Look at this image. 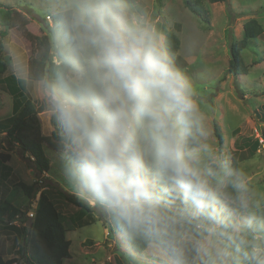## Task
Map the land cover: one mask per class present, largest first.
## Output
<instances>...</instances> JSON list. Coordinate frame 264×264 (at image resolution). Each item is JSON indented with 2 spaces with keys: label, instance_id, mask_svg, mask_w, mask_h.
Returning <instances> with one entry per match:
<instances>
[{
  "label": "clouds",
  "instance_id": "1",
  "mask_svg": "<svg viewBox=\"0 0 264 264\" xmlns=\"http://www.w3.org/2000/svg\"><path fill=\"white\" fill-rule=\"evenodd\" d=\"M41 10L45 42L33 53L23 36L7 41L4 70L58 138L73 194L134 264H264V194L218 145L152 14L139 0H41Z\"/></svg>",
  "mask_w": 264,
  "mask_h": 264
},
{
  "label": "rangeland",
  "instance_id": "2",
  "mask_svg": "<svg viewBox=\"0 0 264 264\" xmlns=\"http://www.w3.org/2000/svg\"><path fill=\"white\" fill-rule=\"evenodd\" d=\"M139 2L159 22L161 29L173 30L179 36L181 46L178 59L183 62L178 63L192 77L199 98L210 109L213 122L216 120L220 124L225 137L222 150L230 154L237 153V166L247 172L257 193L264 194V122L260 110L264 106V34L242 51L249 67L248 75L235 77L227 71L230 39H242L243 25L251 18L257 19L264 28V0H228L216 3L204 0L209 9L208 24L196 17L183 0ZM0 4L1 7L9 4V7L25 15L29 20L27 29L32 36L47 35L45 23L50 21L42 13L41 0H0ZM0 30H6V27H0ZM7 31L8 35L1 37L4 44L20 35L31 50V42L23 32L17 28H9ZM190 47L195 49L194 52L189 53ZM1 55L7 59L4 47ZM9 76L6 72L0 74V122L13 114L12 96L4 88V79ZM39 119L43 134L50 135L40 115ZM7 138L4 132H0V142ZM11 141L7 139V145L2 149L11 151L7 154L11 157L9 164L13 167V176L8 178L6 185L0 183V193L6 188L16 187L12 198L20 211H27V217L30 218V213L35 212L41 192L50 189V197L60 203V210L64 215L63 225L67 230L65 235L71 241L70 257L73 260L66 259L65 263L134 264V258L122 249L117 233L110 230L113 225L97 209L86 210L65 198L67 194L79 200L64 177L59 152L45 146L51 168L38 175L27 155ZM0 154L6 153L0 151ZM19 181L36 185V195L33 198L26 196L23 190L14 185ZM18 217L16 223L19 226L16 227L22 233L6 226V217V224L0 225V256L5 260L17 259V264H25L21 246L30 220L23 222L22 213ZM86 240L94 243L87 242L88 244L84 243L85 246L83 242Z\"/></svg>",
  "mask_w": 264,
  "mask_h": 264
},
{
  "label": "trees",
  "instance_id": "3",
  "mask_svg": "<svg viewBox=\"0 0 264 264\" xmlns=\"http://www.w3.org/2000/svg\"><path fill=\"white\" fill-rule=\"evenodd\" d=\"M186 7L196 15L202 22L209 23V9L205 6L204 0H183ZM211 3L227 2L228 0H208ZM9 4H4V8L0 4V27H6V30H0V74L4 73V64L6 60L2 57L1 51L4 43L1 37L8 35L7 29L17 28L23 32L24 36L31 42V51L36 53L43 43L45 42L46 35L42 37L32 36L28 31L27 25L29 24L28 18L21 12L9 7ZM161 28V26H160ZM166 34L173 50L177 53L180 50L181 41L177 33L167 28H162ZM264 34V28L261 23L251 18L243 25V38L240 40L230 39L229 43V66L228 73L233 76L248 75L249 67L244 59L242 51L249 48L253 44V40L261 37ZM34 63L41 64L42 61L37 59ZM5 89L12 96L13 109L12 116L0 122V132H4L7 137L19 146L23 154L34 165L36 173L41 175L48 172L51 168L50 158L46 155L45 146L59 152L58 138L54 134L44 135L42 132L41 121H39L38 110L31 103L30 98L26 96L21 87L10 76L5 78ZM262 109V119L264 122V106ZM259 110V109H258ZM259 110V111H260ZM215 135L218 145L223 149L225 137L220 124L215 120ZM235 163L238 164L237 153H233ZM10 159L9 154H0V165L3 166L5 178L12 175V167L6 162ZM13 176V175H12ZM19 187L26 196L33 198L37 192V186L34 184H27L24 181L14 183ZM48 191L45 189L41 192L40 198L35 208V215L30 218L27 217V211H20L11 200H5L0 203V223H4L5 217L9 222L15 220V217L20 213L23 214L21 220L28 222L29 229L25 234L23 245L21 246L22 260L25 264H65V260L70 257L71 241L67 238L66 228L63 225L64 215L61 212L60 203L52 199ZM65 198L86 210H89L87 205L81 201L74 199L70 195H65ZM19 218V217H17ZM12 228L16 229L19 233L22 231L12 224ZM111 231L115 228L111 226ZM87 242L94 243L92 240ZM139 251V250H138ZM17 259L5 260L0 256V264H17Z\"/></svg>",
  "mask_w": 264,
  "mask_h": 264
},
{
  "label": "crops",
  "instance_id": "4",
  "mask_svg": "<svg viewBox=\"0 0 264 264\" xmlns=\"http://www.w3.org/2000/svg\"><path fill=\"white\" fill-rule=\"evenodd\" d=\"M180 61V63H182L183 62V60L182 59H178V62ZM184 63H185V61H184ZM4 82H5V79H4ZM4 85H5V83H4ZM6 86H4V88H5ZM7 139H9L10 140V138L8 137ZM7 139H4V141H2V142H0V151H4L5 153H11V151H7V149L6 148H9V146H6V150H4V149H2L3 147H4V145H7ZM11 141V140H10ZM12 142V141H11ZM13 143H15L16 144V142H13ZM19 147V146H18ZM11 162V157H10V159L8 160V162H6L9 166H11L9 163ZM12 167V166H11ZM6 173V171H5V169H4V171H3V166H1L0 165V183L2 182V183H4L5 185H6V182L9 180V179H7V178H5L4 176V174ZM12 175H13V167H12ZM11 175V176H12ZM9 178H10V176H9ZM16 188V187H15ZM14 187L13 188H11V189H5L4 191H3V193H0V203L1 202H3V201H5V200H7V199H9V200H11V201H13V204L16 206V207H18V208H20L18 205H17V203L13 200V194H15V189ZM7 195V196H6ZM17 217L18 216H16L15 217V220L13 221V222H10V223H8V224H6L5 222L4 223H2V224H6V226H9L10 228H12V224L13 225H18L19 226V223H16L17 222ZM7 219V218H6ZM0 225H1V223H0ZM13 229V228H12ZM15 231H17L16 229H14ZM19 233V232H18ZM68 238V237H67ZM69 239V238H68ZM94 242V241H93ZM83 244H84V242H83ZM85 245V244H84ZM91 245V244H90ZM86 246V245H85ZM68 259H71V260H73V258H71V257H69ZM66 262V261H65ZM64 262V263H65ZM66 264V263H65Z\"/></svg>",
  "mask_w": 264,
  "mask_h": 264
},
{
  "label": "built area",
  "instance_id": "5",
  "mask_svg": "<svg viewBox=\"0 0 264 264\" xmlns=\"http://www.w3.org/2000/svg\"><path fill=\"white\" fill-rule=\"evenodd\" d=\"M30 216H32V217H33V216H34V213H33V212H32V213H30Z\"/></svg>",
  "mask_w": 264,
  "mask_h": 264
}]
</instances>
